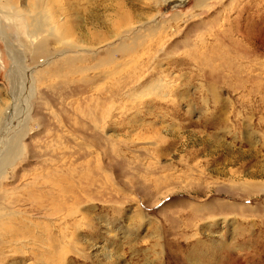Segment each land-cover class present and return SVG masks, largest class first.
I'll use <instances>...</instances> for the list:
<instances>
[{"label":"rangeland","instance_id":"obj_1","mask_svg":"<svg viewBox=\"0 0 264 264\" xmlns=\"http://www.w3.org/2000/svg\"><path fill=\"white\" fill-rule=\"evenodd\" d=\"M38 1L0 0V153L24 137L1 183L11 196L64 162L71 170L78 143L92 147L81 165L98 172L63 169L67 211L18 195L34 232L20 242L2 233L12 217L1 195L0 264H264V0H101L112 37L91 48L39 16L73 5L79 15H63L76 28L89 22L88 0H44L33 12ZM122 41L134 52L117 56L128 60L115 73L82 68ZM86 69L95 89L69 97Z\"/></svg>","mask_w":264,"mask_h":264},{"label":"bare ground","instance_id":"obj_2","mask_svg":"<svg viewBox=\"0 0 264 264\" xmlns=\"http://www.w3.org/2000/svg\"><path fill=\"white\" fill-rule=\"evenodd\" d=\"M233 2V1H232ZM45 1L44 0H40L38 1L36 4L33 5V12H37L39 10L42 9V7L44 6ZM198 5H201L203 3V0H196V2ZM87 4V5H86ZM102 4L101 0H88L87 3L85 2L86 8L84 11V16L87 15V17L89 18V22L87 23V21H83L81 20L79 22L78 18L76 17V19H71L74 24L77 23L75 26L76 28L72 27L69 24V20H68V16H66V18H64L65 13L69 14V17L71 18V15L74 14L77 16L79 15V8L72 6H69L68 9L70 10V12L68 13L66 10L67 8L65 6H63V10H60L62 13V17L57 18L54 15L51 14H44V15H39L41 17L47 18L48 20L50 19V21L52 23H54L57 27H59L60 31L64 34H67L69 36H71L73 33H76L77 36L75 39L72 40L71 45L72 47L74 46H79L81 44V41L87 42L89 47H94L96 44L101 43V42H106L108 38H111L112 36L109 35V31L111 29V24L109 22H107V19L103 20V22L101 23L100 18H99V10H100V6ZM82 9V8H81ZM21 11V10H19ZM104 16V15H103ZM107 16V14H106ZM128 16V15H127ZM102 19V18H101ZM100 27H103L106 31V34L104 36H101V34L99 35V33H96L97 28L99 29ZM229 28V27H228ZM107 29L109 31H107ZM4 28L1 25V19H0V36L5 39V41L7 42L6 39V33L5 31H3ZM242 30V29H241ZM239 32V31H238ZM243 33V32H242ZM125 35V33H124ZM159 35V34H158ZM241 35V34H240ZM58 36V35H57ZM128 38H130L131 36L129 35H125ZM244 36H245V32H244ZM113 37H117V35H113ZM142 38V37H141ZM140 39V44H144V41ZM231 39V38H230ZM134 40V39H133ZM231 41V40H230ZM41 43H38V45ZM112 45V44H111ZM132 43H126L125 41H122L121 43L118 44L117 48H115V50L113 49L112 51H108L104 56H96L94 54L91 55L92 59L95 61L94 64H90L89 66L85 65L82 68L84 69L85 67H89L90 69L96 68V69H100V67H104V66H109L110 68L112 67L113 72L115 73L120 67L124 66L127 63L128 59H124L123 61L118 60L117 56H124V55H128L129 53H133L134 51H132ZM244 47V46H243ZM246 47V45H245ZM239 49H237L238 51ZM207 51V50H206ZM195 52V51H194ZM193 52V53H194ZM96 54V53H95ZM137 54V53H136ZM217 54V53H215ZM214 54V55H215ZM133 55V54H132ZM138 55V54H137ZM241 55V52H240ZM14 56V55H13ZM134 56V55H133ZM136 56V55H135ZM197 56V54H196ZM216 56V55H215ZM242 56V55H241ZM214 57V56H213ZM206 58V57H205ZM220 58V56H219ZM229 59V57H227ZM225 58V59H227ZM241 58V57H240ZM135 59V58H133ZM208 59V58H207ZM219 60V59H218ZM222 60V59H221ZM220 60V61H221ZM243 60V59H242ZM229 61V60H228ZM231 61V60H230ZM233 61V60H232ZM231 61V62H232ZM82 62H85L82 61ZM92 62V61H91ZM222 62V61H221ZM230 62V65L232 64ZM19 63V62H18ZM205 63V62H204ZM225 64V63H224ZM18 66V65H17ZM127 67V66H126ZM226 67V66H225ZM229 68V67H228ZM122 69V68H121ZM238 71V70H237ZM84 71L81 70V73H83ZM124 72V71H123ZM80 71H76V75H81ZM212 74V72H210ZM209 73V74H210ZM213 73H217V72H213ZM218 74V73H217ZM236 74V73H235ZM234 74V75H235ZM238 74V73H237ZM97 72H95L94 74L89 73V69H86L85 74L82 75L81 77H75L74 79H72V84L69 85L70 89L68 91V96L69 97H81L84 96L87 91L89 90H93L95 89V85L97 83V81L95 82V78H96ZM212 78V75H210ZM219 76V75H218ZM214 77V76H213ZM238 77V76H237ZM216 78V77H214ZM251 79V78H250ZM256 81V80H255ZM89 84L86 86V83ZM141 84V83H140ZM126 85V84H125ZM88 89V90H87ZM112 93H115L116 90L113 88H110ZM79 98H77L76 100L78 101ZM87 102V104L85 105H89L90 103L88 102V100L84 101V103ZM78 105L80 107H82V103H78ZM100 107V104L98 105V108ZM95 110V106L93 107ZM85 112V111H84ZM86 114H90V118H93V120L97 121L99 120V110H97L95 113L93 111V109L91 110V112L86 111ZM16 125V124H15ZM80 125V124H79ZM7 127H4V129H6ZM17 129V128H16ZM1 130V129H0ZM8 132V130H7ZM25 132V129H24ZM80 132V131H79ZM1 133V132H0ZM81 133V132H80ZM84 133V132H83ZM82 133V134H83ZM21 134V133H20ZM14 135L9 143L8 148L5 149V153L2 154L0 153V179L3 178V174L5 173V168L7 165H10L11 161H13L15 159V157L19 154H21L22 152V144H21V140H23V136L22 135ZM23 134V133H22ZM26 134V133H25ZM25 134H23L25 136ZM4 135V134H3ZM85 137L84 135H81V138ZM20 138V139H19ZM1 140V139H0ZM9 140V139H8ZM86 140V139H85ZM89 142H92V144H94L95 142H97V137L95 134L92 135V137L90 139H88ZM94 142V143H93ZM77 145V144H76ZM90 145V144H89ZM86 147L84 145H80V143H78V146H75L70 148L69 151V155L71 156V158L69 159V163L74 165V167L71 168V170H68V164L67 166L65 165L66 162H64V164H62L60 167L61 168H55L54 165V169H52V173L49 174H45L42 178L45 179H37V178H31L32 180L24 183L22 185L19 186H24L23 188H20L19 190H12V195L9 196V190H10V185L8 186V184L6 185L5 183H1L2 180H0V191L2 189V192L0 193L1 195L6 194L7 196V202L6 203V207L8 209L9 214L11 215L12 219H9L8 222L6 224H4V228L1 227L2 233L3 235H6L8 232V239H7V243L10 242H20V238L23 235H28V236H33L34 232L32 230L31 227V223L32 220H28V221H22L20 219V215H23V212H21L20 210H18L17 208V203H18V195H22L23 198V203L30 205H34V207H36L37 209L41 208V210L43 209L44 211H50V209L52 210V207L54 206L53 204H56L57 202L60 204H63V211H67V202H70L69 197H72V194L69 193L68 189V185H67V176L62 172L63 169L69 172H77V178H83V177H87L89 178L91 173L93 172V170L90 168V164L87 166H82L81 164L83 163V161L85 162V160L87 161V159L91 158H87L86 155L92 154V147L90 146ZM70 146V144H69ZM100 146V145H99ZM66 154V153H65ZM94 154V153H93ZM98 154V153H97ZM96 154V156H97ZM68 155V156H69ZM94 156V155H93ZM99 160V158H97ZM98 162V161H97ZM89 163V162H88ZM91 163V162H90ZM100 165V164H99ZM95 168L97 166H94ZM49 168V166L47 167ZM46 168V169H47ZM97 169V168H96ZM104 169V168H103ZM66 172V171H65ZM89 172V173H88ZM95 173L98 172L94 171ZM93 172V173H94ZM104 172V171H103ZM68 174V175H69ZM74 174V173H73ZM99 176V175H98ZM97 176V177H98ZM36 177V176H35ZM69 177V176H68ZM94 177V174H93ZM103 177V176H102ZM92 178V177H90ZM78 180V179H77ZM94 180V179H93ZM80 181V180H79ZM88 181V180H87ZM86 181V182H87ZM96 181V180H95ZM98 182V181H97ZM79 183V182H78ZM81 183V182H80ZM89 183V182H88ZM259 183V187L264 190V182H258ZM36 184L35 189H38L37 191H35L34 185ZM78 185V184H77ZM83 185V184H82ZM81 185V187H82ZM97 185V184H96ZM16 186V185H14ZM90 186V185H89ZM88 187V186H87ZM258 187V188H259ZM12 188V187H11ZM14 188H17L14 187ZM257 188V189H258ZM77 189H79L77 187ZM89 189V188H87ZM34 190V191H33ZM83 190V189H82ZM28 192V193H27ZM76 192V191H75ZM68 193V195H67ZM74 193V192H73ZM71 194V195H69ZM76 194V193H75ZM79 195V194H78ZM78 197V196H77ZM68 198V200H67ZM80 198V196H79ZM82 199V197H81ZM79 202V201H78ZM2 204V203H1ZM21 205V204H20ZM24 205V204H23ZM27 205V206H28ZM0 207H2L0 205ZM25 207V206H24ZM30 208V207H29ZM27 210V209H25ZM29 210V209H28ZM43 210L41 212H43ZM75 210V209H74ZM30 211V210H29ZM52 212V211H51ZM77 212V211H76ZM28 213V212H27ZM33 213V212H32ZM67 213V212H66ZM30 214V213H29ZM28 214V215H29ZM53 214V213H52ZM62 214V213H61ZM25 215V213H24ZM34 215V214H33ZM40 217V216H39ZM24 222V223H23ZM28 223V224H27ZM30 223V224H29ZM20 229V230H18ZM46 232V230H45Z\"/></svg>","mask_w":264,"mask_h":264}]
</instances>
